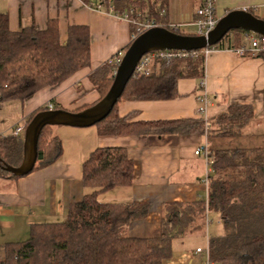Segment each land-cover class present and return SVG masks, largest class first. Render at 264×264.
I'll return each instance as SVG.
<instances>
[{
    "label": "trees",
    "instance_id": "obj_1",
    "mask_svg": "<svg viewBox=\"0 0 264 264\" xmlns=\"http://www.w3.org/2000/svg\"><path fill=\"white\" fill-rule=\"evenodd\" d=\"M81 1L95 8L109 6L117 16L127 14L131 21H150L156 27L183 34L167 21L168 0ZM130 32L132 39L125 51L137 35V26L132 22ZM91 42L90 29L79 25L70 26L67 41L62 42L57 20H49L45 30L32 25L12 32L8 15L0 13V105L24 103L39 91L56 89L78 71L91 67ZM258 57L264 60V52ZM117 68V64L106 62L90 73L100 100L109 93ZM204 72L203 55L170 62L156 60L148 75H133L113 110L95 126L103 136L206 134L212 162L207 200L171 205L160 229L151 237H131L129 226L147 217L149 205L104 203L98 195L131 186L133 161L126 148L96 149L82 164L83 182L91 192L81 202L70 205L63 221L32 225L29 239L6 246L0 264H164L172 257L175 239L202 232L208 212L218 214L223 229L221 234L209 236L210 264H264V142L246 145L245 140L250 139H244L245 129L255 121L253 106L228 105L207 125L202 117L134 124L118 115L120 101L174 100L179 97V80L201 79ZM59 109L53 105L52 110ZM47 110L49 107L32 114L27 126ZM51 127H44L40 134L34 169L47 166L62 154V141L51 134ZM221 140L239 143L224 147L218 143ZM22 157L20 138H0L3 162L18 167ZM6 177L20 178L0 167V178Z\"/></svg>",
    "mask_w": 264,
    "mask_h": 264
},
{
    "label": "crops",
    "instance_id": "obj_2",
    "mask_svg": "<svg viewBox=\"0 0 264 264\" xmlns=\"http://www.w3.org/2000/svg\"><path fill=\"white\" fill-rule=\"evenodd\" d=\"M202 2L168 0L167 21L179 26L184 35H196L197 28L194 33L187 28L195 27V15ZM236 10H247L264 20V0H216L219 19ZM0 13L8 15L12 32L32 25L38 30H45L49 20H57L62 42L67 41L68 29L72 25L87 26L92 39L91 67L78 71L56 89L39 91L24 103L0 105V138L10 137L18 123H28L32 114L49 104L75 112L98 102L100 94L89 79L90 73L118 52L125 51L132 39L130 23L117 16L111 7L95 8L81 0H0ZM247 39L246 32H231L227 47L215 50L206 59V93L212 103L205 115L200 116L197 111L198 97L203 93L199 87L203 77L179 80V97L174 100H122L117 106L119 117L134 124L202 117L207 125L228 105L250 104L254 109L255 121L245 129L244 139L261 144L264 142V60L258 55L241 57L234 51L239 46L247 45ZM52 127L51 134L62 141V154L58 159L34 169L24 177L0 178V257L5 256L8 244L29 239L32 225L63 221L70 205L81 202L91 192L83 182L82 164L96 149L126 148L133 161L134 179L131 186L98 195L104 203L149 205L147 217L129 226L128 234L131 237H151L160 229L162 217L171 205L207 200L211 165L206 156L195 154L204 145L210 152L211 145L206 134L103 136L97 126L67 127L69 129L66 130L62 128L66 126ZM24 134L19 137L22 152ZM223 141L218 143L221 145ZM245 144L250 143L245 140ZM211 213H207L202 232L188 236H207L209 242L205 232ZM176 240L173 241L174 251L170 259L175 255ZM198 249L189 254V246L183 248L179 252L181 262L207 264V257H197V253H202L197 252Z\"/></svg>",
    "mask_w": 264,
    "mask_h": 264
},
{
    "label": "water",
    "instance_id": "obj_3",
    "mask_svg": "<svg viewBox=\"0 0 264 264\" xmlns=\"http://www.w3.org/2000/svg\"><path fill=\"white\" fill-rule=\"evenodd\" d=\"M234 30H243L264 36V20L247 10H236L222 17L207 36L184 35L164 27H153L139 35L125 51L119 64L113 85L105 98L80 112L47 110L37 114L28 124L24 134L23 160L18 167L7 165L0 159V167L7 173L24 177L35 168L38 158L40 134L46 126L75 128L92 127L104 120L122 96L127 83L133 77L141 58L153 51H197L220 43Z\"/></svg>",
    "mask_w": 264,
    "mask_h": 264
},
{
    "label": "built area",
    "instance_id": "obj_4",
    "mask_svg": "<svg viewBox=\"0 0 264 264\" xmlns=\"http://www.w3.org/2000/svg\"><path fill=\"white\" fill-rule=\"evenodd\" d=\"M99 8V7H98ZM113 10V8H112ZM196 20L194 21V25L197 28V34L196 36H207L219 22V18L216 13V0H203L202 6L197 10L196 12ZM125 20H127L129 23H133L137 26V35L133 36V39L135 40L139 35L144 33L145 31L156 27L153 22H137V21H131L130 17L126 14L122 16ZM175 29L179 30V26L172 25ZM145 30V31H144ZM144 31V32H143ZM231 33H229L220 43L210 46L201 50L197 51H179V50H162V51H153L146 55H144L139 63L137 64V67L134 71V75L137 76H146L151 72V65L156 60H164L167 62H170L175 59L180 58H188V57H196L198 55H203L206 59L208 56L214 52L215 50H218L219 48L227 47L226 43L228 38L230 37ZM246 35L248 37V44L239 46L234 51L236 54H238L241 57H247V56H255L260 53L264 52V36L252 33V32H246ZM125 54V51L118 52L113 58H111L108 62L110 64H119L122 61V58ZM200 89L202 90V94L198 97L199 101V107H198V114L200 116L205 115L208 112V109L211 105V99L209 98L208 94L206 93V77H204L199 84ZM49 109H53V105H48ZM27 127V123L20 122L18 123L13 131L11 136L19 138L22 133L25 132ZM196 155H204L208 159L211 165L210 160V152L207 150V146H200L196 152ZM211 172V171H210ZM197 252H202L201 249H198ZM207 255V264L209 263L208 260V249L206 252Z\"/></svg>",
    "mask_w": 264,
    "mask_h": 264
},
{
    "label": "rangeland",
    "instance_id": "obj_5",
    "mask_svg": "<svg viewBox=\"0 0 264 264\" xmlns=\"http://www.w3.org/2000/svg\"><path fill=\"white\" fill-rule=\"evenodd\" d=\"M187 30L189 32L192 31V33H194L193 31L196 30V27L187 28ZM52 128H54V127H52ZM62 128H64L63 130H66L67 127H62ZM67 129H69V128H67ZM52 130H56V129H52ZM228 142H230V143H228ZM235 143H239V140L223 141V143H221V145H223L224 147H227V146L228 147H233V146L236 145ZM248 143H250L251 145H255L256 142L253 143V141L250 140ZM250 144H248V145H250ZM209 216H210V218H209L210 224L208 225V229H207V231L205 233L208 236L221 234L223 229H222L221 224H219L218 215L216 213H211ZM186 246H189V249H190L189 254L193 253L194 250L199 247V249L202 250V253L201 254L197 253V257L198 258L200 257V258H203V259H205L207 257V255H206V252H207V249H208L207 236L192 235V236L186 237L183 240L178 239V240L175 241V243H174V247H175V252L174 253H175V255L166 264H183L181 262V259H180L181 254L179 252L183 248H185Z\"/></svg>",
    "mask_w": 264,
    "mask_h": 264
}]
</instances>
